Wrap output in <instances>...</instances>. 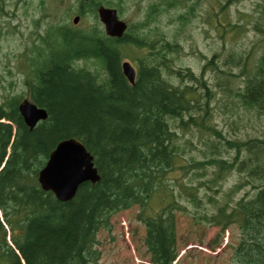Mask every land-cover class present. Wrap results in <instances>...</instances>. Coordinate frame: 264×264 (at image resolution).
<instances>
[{
  "label": "trees",
  "instance_id": "1",
  "mask_svg": "<svg viewBox=\"0 0 264 264\" xmlns=\"http://www.w3.org/2000/svg\"><path fill=\"white\" fill-rule=\"evenodd\" d=\"M5 1L0 0V5ZM74 1L65 6L67 17L71 13L83 16L94 11L93 0ZM234 1L218 5L215 21L222 32H238L236 24L218 17ZM196 4L166 0V9L181 8L172 19L185 25L195 16ZM151 6L147 21L157 25L160 9ZM158 27L154 35L138 39L110 38L97 26L91 31H73L68 23L49 27L52 35L45 43L46 50L31 59L28 75L32 78L26 79V95L44 108L48 117L29 130L17 109L25 94L9 95L0 105L15 114L12 121L21 128L9 156L20 150L24 154L16 164L5 162L10 173L5 187L0 186V264H99L100 253L95 249L97 232L110 229L111 217L133 206L138 207L136 219L145 229L143 244L149 262L180 264L176 261L174 211L185 210L183 198L199 206L203 198L197 197L195 190L204 186L212 191L231 171H236L240 178L228 189L223 202L214 196L210 203L215 212H204L200 218L219 227L210 241L215 245L230 225L237 226L238 241L227 264H264V133L230 139L209 124L211 92L203 71L216 66V62L213 58L207 60L200 76L189 68L176 67L168 54H180L181 46ZM123 46L127 49L133 46L137 51L148 48L145 54L132 58L137 68L134 84L128 83L121 70V61L132 56ZM80 59L99 63L103 74L99 69L78 66ZM171 73L175 74L177 85L164 78V74L170 77ZM245 76L248 82L238 97L245 107L264 117V56ZM200 96L204 101L199 100ZM197 112L202 115H195ZM188 126L206 134L211 132L208 135L216 136L222 147L209 140L204 149L196 150L202 159L194 154L186 158L176 129L186 131ZM0 134L1 161L9 144L11 126L0 124ZM70 137L79 139L93 155L100 178L94 184L82 183L71 200L61 202L37 184L35 178L42 165L32 173L24 164L32 155L43 156L44 162L58 141ZM209 167L213 168V175L208 180L203 179L198 185L179 184L178 200L172 197V192L166 193L172 197L166 205L163 206L164 197L157 200L158 189H170L169 179L177 180L187 171L200 180ZM1 181L0 185L5 182ZM243 188L246 189L243 195L233 199Z\"/></svg>",
  "mask_w": 264,
  "mask_h": 264
},
{
  "label": "rangeland",
  "instance_id": "2",
  "mask_svg": "<svg viewBox=\"0 0 264 264\" xmlns=\"http://www.w3.org/2000/svg\"><path fill=\"white\" fill-rule=\"evenodd\" d=\"M70 1L64 0V3L61 4L54 0H8L3 5V11L0 10V103L5 95L20 94L24 89V86L21 85L23 72L20 69L25 65L21 64V55L33 48L34 45H40L42 36L45 37L49 25L72 21L74 14L69 18L65 14V9H67L65 6L75 2L74 0ZM149 1L152 0H141L138 6V2L135 0H123L121 4L124 6L122 13L124 19L129 22L143 19ZM184 1L189 4L192 2V0ZM222 1L199 0V5L194 11L195 16L188 24H180L172 19L174 14L179 13L182 9L176 10L175 13L170 11L172 14H169V11L163 12L155 24L181 46L180 54L178 52L168 54L169 57L172 56V62L176 67L189 68L197 76H200L207 60L213 58L217 62L213 68H205L203 71V79L211 92L208 101L207 122L209 121V124L220 129L222 134L230 139L260 136L261 133H264V117L254 109L243 106L237 91L238 86L244 82L245 74L240 73L242 61L247 56H250V60H252L264 52V0H238L218 15L221 21L228 20L231 24H236L237 33L222 32L215 21V14L219 11L218 5ZM57 8L59 9L57 10ZM87 14L89 16L86 19H80L73 27L90 28L94 21L91 17L93 14L90 12ZM118 15L121 16L119 13ZM152 27L148 30L151 35L155 30L154 26ZM122 49L134 57L141 53L144 54V51H137L135 47L127 49L123 46ZM214 54L216 55L213 56ZM229 54L234 55L235 58L241 57V59L228 61L226 57ZM30 57L36 58L37 54L33 52ZM128 58L130 59V57L125 59L129 60ZM86 67L93 71L101 70L100 64L97 62L93 64L90 62ZM102 72L103 70H101V74H103ZM229 72L233 75L227 74ZM171 74L170 77L164 74V78L177 85L178 80L176 82L175 74ZM198 91L202 92L200 88ZM199 100L204 101V98L200 96ZM194 114L202 115L199 112ZM14 116L15 114L12 112L5 111L0 107V124L11 126L9 144L0 161V180H2L1 182L5 181L0 185L1 187L7 183L10 173L7 168L8 163L5 162L8 161L10 164L15 162L16 164L18 159L24 155L20 150L9 156L11 144L19 137L18 128L21 131L20 125L12 121ZM189 129L192 130L189 131ZM176 133L179 136V143L186 149V158L191 154L197 155L196 150L204 149L205 143L209 140H213L219 148L222 147L216 136L208 135L211 132L207 131L208 134H206L205 131L195 129L194 126H188L186 131L176 129ZM25 145L28 146L26 142ZM224 153L227 152L224 151ZM197 156H199L198 159H202L201 155ZM42 162L43 156L32 155L24 166L33 173L37 167L42 165ZM13 165L10 166L11 172ZM186 172H182L183 174L179 177L177 176L178 172H175L177 180L169 179L170 189H158L160 191L155 192L157 200L160 199V196L164 197L165 201L172 197L178 200L179 184L198 185L203 179L206 180L212 176L213 168L209 167L206 175L200 180L193 177L192 173ZM239 178L240 175L236 171H231L219 180L220 184H216L212 191L209 192L204 186L199 187L195 190L196 196L203 198L199 206L195 207L186 198H183L181 202L186 205H184L185 210L174 211L178 246L177 260L180 264L228 263L233 245L238 241L237 226L230 225L223 236L216 239L218 244L215 245L210 241L217 235L218 226L208 224L200 217L204 212L214 213L213 203H210L214 200V196L218 201L223 202L226 192ZM245 190V188L238 190L233 195V199H238ZM171 192L172 197L170 194H166ZM205 192H209V194L204 196ZM211 194L212 196H210ZM167 203L169 202H164L163 206ZM152 206L153 209H157L156 204H152ZM138 212L137 206L117 212L110 219L111 228L97 232L95 249L100 253L99 264H150L143 244L145 229L136 219ZM151 212L155 214L154 211Z\"/></svg>",
  "mask_w": 264,
  "mask_h": 264
},
{
  "label": "water",
  "instance_id": "3",
  "mask_svg": "<svg viewBox=\"0 0 264 264\" xmlns=\"http://www.w3.org/2000/svg\"><path fill=\"white\" fill-rule=\"evenodd\" d=\"M98 15L110 36L120 37L125 24L118 20L113 9L98 7ZM78 20L75 17L74 22ZM123 72L133 81L134 70L129 63L122 64ZM24 122L33 127L35 123L46 117V112L34 104L24 102L19 106ZM96 169L93 167L92 156L82 143L76 139H65L56 144L50 152L44 167L38 174V181L43 190H51L57 199L67 201L73 197L78 185L84 181L98 180Z\"/></svg>",
  "mask_w": 264,
  "mask_h": 264
}]
</instances>
